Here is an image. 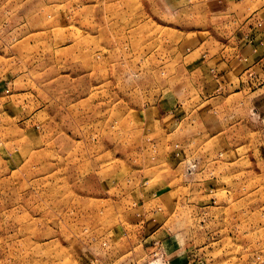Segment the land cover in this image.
I'll return each mask as SVG.
<instances>
[{"label": "rangeland", "instance_id": "rangeland-1", "mask_svg": "<svg viewBox=\"0 0 264 264\" xmlns=\"http://www.w3.org/2000/svg\"><path fill=\"white\" fill-rule=\"evenodd\" d=\"M226 10L0 0V264H264V77L189 66Z\"/></svg>", "mask_w": 264, "mask_h": 264}, {"label": "crops", "instance_id": "crops-1", "mask_svg": "<svg viewBox=\"0 0 264 264\" xmlns=\"http://www.w3.org/2000/svg\"><path fill=\"white\" fill-rule=\"evenodd\" d=\"M222 1L228 13L224 17V35L213 29L187 32L191 34V50L188 51L192 56L189 63L191 72L214 79L249 73H261L264 77V0ZM234 34L236 36L232 38ZM208 87L216 88L217 85L210 83ZM146 119L154 122L160 117L153 114Z\"/></svg>", "mask_w": 264, "mask_h": 264}, {"label": "bare ground", "instance_id": "bare-ground-1", "mask_svg": "<svg viewBox=\"0 0 264 264\" xmlns=\"http://www.w3.org/2000/svg\"><path fill=\"white\" fill-rule=\"evenodd\" d=\"M151 264H152V263H151ZM154 264H162V263H161L160 261H159V262L157 261V262H155Z\"/></svg>", "mask_w": 264, "mask_h": 264}]
</instances>
